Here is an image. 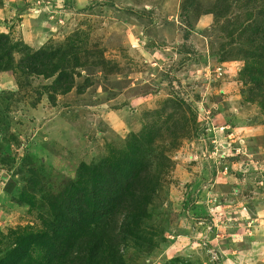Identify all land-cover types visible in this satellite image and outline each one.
Segmentation results:
<instances>
[{
    "label": "rangeland",
    "instance_id": "1",
    "mask_svg": "<svg viewBox=\"0 0 264 264\" xmlns=\"http://www.w3.org/2000/svg\"><path fill=\"white\" fill-rule=\"evenodd\" d=\"M0 264H264V0H0Z\"/></svg>",
    "mask_w": 264,
    "mask_h": 264
},
{
    "label": "trees",
    "instance_id": "2",
    "mask_svg": "<svg viewBox=\"0 0 264 264\" xmlns=\"http://www.w3.org/2000/svg\"><path fill=\"white\" fill-rule=\"evenodd\" d=\"M10 190L8 188H6V192H9Z\"/></svg>",
    "mask_w": 264,
    "mask_h": 264
}]
</instances>
